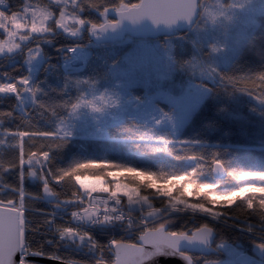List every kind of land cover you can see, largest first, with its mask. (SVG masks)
Returning <instances> with one entry per match:
<instances>
[{"label": "trees", "instance_id": "16d2710c", "mask_svg": "<svg viewBox=\"0 0 264 264\" xmlns=\"http://www.w3.org/2000/svg\"><path fill=\"white\" fill-rule=\"evenodd\" d=\"M129 2L139 3V0H129ZM22 4L21 0H4L0 13L21 8ZM82 18L90 24L101 22L92 9H85ZM52 27L53 35L33 38L15 54L0 58V83H9L19 77H27L28 72L24 65L25 52L37 46L40 48L42 58H48L49 61L47 72L39 81L38 87L63 88L64 94L74 96L76 101L88 99V96L119 93H123L126 97L137 98L157 90H165L174 96H179L191 83H201L209 90V94L181 130L178 137L179 145L166 147L159 154L152 153L141 141L136 126L129 123L112 125L106 120L101 125H89L86 128L82 126L79 132L66 136L63 146L54 148L49 153L50 160L44 169L46 174L49 171L53 173L68 171L79 164L82 171H90L98 175L78 176L77 179L99 178L108 181L111 172L134 171L144 175L163 176L164 181L186 177L189 182L197 186L196 190L201 186L215 185L216 190L220 191L240 186L239 182L230 176L234 170L236 173L244 174L264 173V103L258 100L259 89L256 90L257 98H255L251 93L235 90L227 82L229 78L251 77L264 72V60L260 59L264 57V16L256 18L245 42L235 52L227 67H219L216 71L208 69L209 49L202 46L201 38L198 39L200 32L205 29L204 16H200L191 31L157 39H131L132 42L128 45L121 43L94 45L89 40V29H86L79 39L72 40L55 32L54 26ZM250 40L256 43L251 50H248ZM143 41L157 43L163 50L169 52L174 68L164 81H160L151 72L146 77L139 69L130 71L129 65L124 61L133 46ZM70 45L84 47L88 56L82 70L65 73L60 66L59 51ZM194 59L202 61V67L212 77V84L194 78L190 72ZM120 72L124 75H119ZM117 83H122L125 90L120 91ZM17 108L16 96L0 95V111L13 113L11 119L0 125L1 129H14L20 125L21 122L16 117L29 119L40 128L50 129H55L60 124L75 122L76 112L70 114V108L48 110L39 105L32 108L27 106L24 113H19ZM24 114H27L26 117ZM160 134L161 132H157L155 138L163 140L165 137ZM6 151L7 149H0V152ZM215 163L222 164L226 169L225 179L214 178L212 166ZM2 178L7 184L18 182V176L10 172L3 173ZM256 178L264 180V176ZM48 179L51 192L54 193L51 195L52 201L42 198L43 181L38 177L33 180L26 176L22 182L23 191L30 198L27 224L22 223V246L26 244L30 251L42 253L40 254L42 258L91 264L92 254L104 249L107 241H111L110 247L119 242L133 244L136 241L134 234L126 232L128 227L124 222L112 220L107 226L101 227L98 230L99 234L95 235V241L101 247L91 251L87 245L77 249L70 248L55 232L56 226L65 225L57 220L51 222L49 215H60L77 209L78 204L70 202L72 193L76 189L71 183L61 184L59 178ZM261 194L264 192L253 193L250 196ZM12 195L13 193L8 190L0 192V196L5 200ZM146 201L150 205V212L166 218L167 231L190 235L201 226L207 225L213 234V248L218 244L234 245L239 241L250 254L264 261V249L258 246L264 244V222H261L255 214L240 217L235 214L234 209H227L230 207L224 206L212 210H209V207L205 208L204 213L187 211L179 213L172 212L164 199L155 200L147 196ZM183 206L177 204L178 208ZM251 206L252 204L248 207ZM122 209L134 215L138 213V209L128 208L124 198ZM148 210H143V218ZM221 213L224 215L219 216ZM211 216L218 217L213 219ZM24 231L27 232L26 241L23 237ZM242 231L261 238L246 236ZM258 251L260 255L257 254ZM103 257L107 264L113 260L112 255L106 250ZM194 257L198 255H193L192 258Z\"/></svg>", "mask_w": 264, "mask_h": 264}, {"label": "snow or ice", "instance_id": "6c2138e0", "mask_svg": "<svg viewBox=\"0 0 264 264\" xmlns=\"http://www.w3.org/2000/svg\"><path fill=\"white\" fill-rule=\"evenodd\" d=\"M85 9L96 10L100 17L104 18L103 22L91 23L89 31L92 33L114 29L119 21L115 23L107 19L110 12H115L120 20H130L133 23L139 22L141 19L148 18L153 24L172 25L177 20L185 22L194 21L198 14V8L193 6L192 0H140L139 3H130L129 0H49L48 4H42L40 0H25L23 7L0 14V30L5 34V38L0 39V55L13 53L18 49L22 42L35 38L39 34L48 33L53 28L66 31L69 35L75 36L87 21L80 16ZM59 13L57 16L56 13ZM223 14V13H221ZM209 17L215 21L217 13L209 12ZM51 22V23H50ZM74 25V27H72ZM213 52L215 48L211 49ZM34 49L28 53V60L31 62L36 59ZM235 90L251 93L257 98L256 90L259 89L258 100L264 103V72L254 76L229 78L227 81ZM31 92L35 94V89L29 88V81L26 77H19L13 82L0 83V94H11L20 99V94ZM82 105L81 102L71 105L69 112L74 114ZM43 108L44 105H39ZM93 112H100L101 108L94 107L91 103L87 105ZM27 115V114H25ZM13 117L11 111H0V125L6 120ZM20 125L14 129L2 128L0 131V148L7 149L6 152H0V192L5 190L13 193L6 200L0 196V264H29L28 257L40 255L42 253L30 251L28 245L21 246L20 225L27 224V210L30 198L25 195L22 182L25 177L37 176L43 181V191L49 195H54L49 186V177L59 178L61 184L71 183L76 190L72 193V200L79 207L71 213L74 221H91L93 224L104 225L109 224L118 209L116 207L105 208L101 214V206H107L108 201L112 200L115 204H119L118 194L124 195L132 202V198L127 196L126 189L117 186L115 190L109 191L108 188H96L91 183H85L86 180L77 179L78 176H92L98 173L90 171H82L79 164L68 171H58L56 173L44 172L47 163L50 160L49 153L54 148L63 146L64 138L68 135L61 127L55 129L40 128L33 124L29 119H21ZM61 123H63L61 121ZM15 170V171H13ZM220 168L219 171H223ZM10 172L12 175L18 176L16 184H7L3 181V173ZM230 173L233 180L239 182L235 190L226 193L217 194L215 185L207 187H199L195 194L192 189L197 187L191 182H187L188 178H182L186 181L181 186L184 188L185 197L195 195L196 199L181 201L179 196L169 201V209L172 212H191L204 213V209L210 207L211 202L219 203L224 201L225 205H230L234 209L235 214L240 217L255 214L261 222H264V194L256 196H239V192L243 189L250 191L264 190V180L254 178L264 176V173ZM138 180H153L150 187L156 186L160 188L162 195L168 196L173 193L175 185L172 181H164V177H157L155 174L144 175L143 173H134ZM74 181V183H73ZM159 181H164L160 183ZM108 183L107 181H105ZM259 182V183H256ZM78 185V188L76 187ZM108 193V199H102L94 196L98 192ZM233 197H236L235 199ZM140 200H145L143 195ZM251 201L252 206L248 207ZM183 204V207H177V204ZM200 205L201 207H194ZM20 209H24L20 212ZM160 211V210H157ZM20 212L18 215L17 213ZM224 213H221L222 216ZM216 219L218 216H211ZM116 221H121V215H114ZM166 218L162 215H156L149 212L140 221L137 226L139 239L145 245H149L156 249L175 250L178 241L182 239L199 240L206 243L211 229L207 225L201 226L191 236H186L184 232H173L166 230ZM128 228L133 227L131 223L127 224ZM251 230V229H249ZM55 232L59 239L64 238L79 240L80 243L86 244L87 248L95 250L98 245L90 234L73 228L71 226H56ZM24 240H27V232H23ZM111 243V241H109ZM264 249V244L258 245ZM144 248H136L133 244H120L114 255L116 257L115 264H142ZM19 257L18 261L15 259ZM188 260V257H183ZM98 262L103 261V254L97 258ZM63 264H83L80 261H64Z\"/></svg>", "mask_w": 264, "mask_h": 264}, {"label": "rangeland", "instance_id": "374dc122", "mask_svg": "<svg viewBox=\"0 0 264 264\" xmlns=\"http://www.w3.org/2000/svg\"><path fill=\"white\" fill-rule=\"evenodd\" d=\"M21 1L24 4L25 0ZM40 2L42 4H48L49 0H40ZM198 6V21L201 16V11L207 13V15H204L205 29L200 32V37L198 39L200 40L201 38L202 46L209 49L210 61L207 63L208 69L210 71H216L219 67H227L235 52L245 42L247 33L253 28L256 18L258 16H264V0H200ZM92 12L101 22H103L104 18L100 17L97 11L92 10ZM209 12L217 13L214 22L209 17ZM82 14L83 12L80 13L81 17ZM56 15L58 16L59 13L57 12ZM72 27H74V25H72ZM89 28L90 23H85L81 26L75 36H71L66 31L58 28H55L54 31L61 33L69 39L77 40L81 37L83 32ZM193 28L188 31H191ZM52 31L53 30L48 33L39 34L35 38L53 35L54 32ZM1 36L5 38V34L2 30H0V39H3ZM32 39L33 38H30L28 41L22 42L18 49L7 55L15 54L22 46L26 45ZM131 42L132 40L130 38H125L121 44L128 45L131 44ZM212 48H215L216 50L213 52L211 50ZM34 49L38 50L35 53L36 59L29 62L28 53ZM7 55H0V58ZM43 60L44 58L41 56L40 48L37 46H34L25 52L24 65L28 72L26 78L29 81V88L35 89V94L33 95L31 92L21 93L20 99L18 100L17 111L19 113H24L25 107L29 106L32 108L41 104L48 110L70 108L71 105L81 102L83 106L76 111V114L74 115L75 122L72 124L68 122L67 124L59 125V127L68 133L67 136H72L79 132L82 126L83 128H86L89 125H101L106 120H108V122L112 125H116L117 123H129L136 126L135 128L139 130V137L141 138V141L144 142L145 147L148 148V151L159 154L166 147L179 145L178 137L181 130L209 94V90L201 83H191L179 96H174L165 90H157L150 94L145 93L143 96L137 98L126 97L123 93H119L113 95L106 94L102 96H88V99H79L80 101H76L74 96H66L63 88L52 86L44 89L38 87L39 81L48 69V65L42 67ZM124 61L129 65L130 71L132 69H139L146 77L149 76V72H151L153 75L157 76L160 81H164L165 77H168L174 68V62L168 51L163 50V48H161L157 43H147L145 41L134 45L131 53L125 57ZM201 62L202 61H197V59L192 60L190 72L194 78H197L200 82L205 81L212 84V77L207 74L208 72H206V70L202 67ZM119 75H124V73L120 72ZM117 88L120 91L125 90L122 83H117ZM0 95L5 96L11 94ZM38 96L39 99H37ZM89 103H91L94 107L101 108V111H91V109L87 107ZM0 131H2L1 127ZM157 132H161L160 135H164L165 138L163 140L155 138L157 136ZM2 138L4 137H0V139ZM233 172L237 175L240 174V172L236 173L235 170ZM134 173L138 172H111L108 176V183L99 178L85 179V183H91L93 187L100 189L108 188L109 191L115 190L117 186L122 189H126L127 196L132 198L131 203L126 196L121 194H118V196L122 199V201L123 198L125 199L128 208L132 210L149 209L147 211L148 213L150 212V205L146 201L147 196H150L155 200L164 199V201H167V204H169V201L174 199L175 196H179L181 201L186 200V198L189 200L196 199L195 195H193V197H185L184 188L181 185L185 184L186 181L182 178L167 180L172 181L175 187L172 194L165 196L161 194L159 187H150L151 184L157 183L156 181L148 179H145L144 181L142 179L138 180ZM245 175L247 176L250 174ZM36 178L37 176L31 177L33 180ZM187 182L189 181L187 180ZM235 189L236 188L229 190L225 188L220 191L216 190V192L217 194H222ZM198 190L199 188L197 190L193 188L192 192L195 194ZM148 191H150L151 194L148 195ZM257 192H264V190L250 191L246 188L239 192V196H250L251 194ZM100 193L105 192L101 191L94 194ZM141 195L145 197V200H140ZM233 198L235 199L236 197ZM250 204L251 202L249 201L247 206H250ZM193 206L196 207L197 205ZM222 206L231 207L230 205H225L224 201H220L219 203L212 201L209 210ZM20 212H22V210ZM242 233L246 236L261 238L260 236H256L254 234L245 233V231H242ZM62 241L67 243L70 248L77 249V246L72 245L68 238H64ZM209 253L210 255H208ZM237 253L238 250L235 244H218L214 248L211 245L208 253L198 255V257L192 258V261L193 264H237ZM247 253L250 254L248 250ZM257 254L260 255V252ZM257 258L262 260L259 257Z\"/></svg>", "mask_w": 264, "mask_h": 264}, {"label": "water", "instance_id": "95a60500", "mask_svg": "<svg viewBox=\"0 0 264 264\" xmlns=\"http://www.w3.org/2000/svg\"><path fill=\"white\" fill-rule=\"evenodd\" d=\"M200 0H196V3L198 5ZM140 2V0H139ZM199 17V8H198V14L196 16V19L194 21L185 22L184 20H177L172 25H165V24H153V22L148 19L144 18L141 19L139 22L133 23L130 20H120L119 17L115 14V12H110L108 14L109 21L115 23L116 21H119L118 25L114 29H109L101 32L92 33L89 31V40L94 45H108L113 43H121L125 38L130 39H157V38H163L166 36H169L171 34L179 33V32H185L193 28ZM220 168H223V171H219ZM212 174L214 178L223 180L226 178L227 173L225 168L220 163H215L212 166ZM42 198L47 201H52V196L45 193L42 190ZM18 215L20 212L17 213ZM21 229V235H20V243L22 246V224L20 225ZM186 235V236H191ZM213 243V236L210 232L208 235V240L206 243H202L199 240L193 239H182L178 241L176 249L175 250H169L171 253V258L167 260H159L153 262V264H193L192 256L193 255H203L210 251V246ZM120 244H129L125 242H119L115 243L112 247L113 252V261L110 264H115V251L117 247ZM133 245L136 248H141L149 246L145 245L143 241H141L138 237V239L133 243ZM183 257H188V260H185ZM15 259H19L17 256ZM28 261L30 264H63L64 261H61L59 259L55 258H42V257H28ZM96 264H101V262H98ZM102 264H107L103 263Z\"/></svg>", "mask_w": 264, "mask_h": 264}, {"label": "built area", "instance_id": "2783aa9c", "mask_svg": "<svg viewBox=\"0 0 264 264\" xmlns=\"http://www.w3.org/2000/svg\"><path fill=\"white\" fill-rule=\"evenodd\" d=\"M0 6H1V3H0ZM85 60H86V52H85V49L83 47L67 46V47L62 48L60 51L61 67L66 72L81 70L84 67ZM47 62H48V58H45L42 67L45 66L47 64ZM93 195L99 196L102 199H108V193H100V194H93ZM118 199L120 201V203L118 205L115 204L114 201L109 200L107 206H101V209H100L101 214H103L106 207L107 208L116 207L118 209V211L115 214H113L112 220L116 221L114 219V215H121L122 216V220H121L122 222H124L126 225L129 223H131L133 225V227L128 228V230L126 232H130V233L134 234L136 236V238H138L139 234L137 232V226L139 225L140 221L143 218L142 215L140 213H137L134 215V214H130L126 211H123L121 209L122 199L119 196H118ZM78 207H79V205L77 206V208ZM72 212H68V213H64V214H60V215H49V218H50L51 222L53 220H57L58 222H61L64 225H68V226H71L73 228H78L79 230L90 234L94 241H95V235L99 234L98 230L101 227L107 226V224H104V225L93 224L91 221H74V220H72V217H71ZM68 240L72 245H75L77 247L85 245L83 243H80V241L76 240L75 238L68 239ZM110 244L111 243H109V241H107L106 245L104 247V249L106 251H108L109 253H111ZM104 249H100L96 253V254H98L97 258L101 256V253L104 256V251H105ZM237 250H238V254H237V258H236L237 264H264L260 259L248 254L246 249L241 244L238 245ZM36 256L41 257L40 255H35L33 257H36ZM103 259H104V257H103ZM102 262H104V260Z\"/></svg>", "mask_w": 264, "mask_h": 264}, {"label": "clouds", "instance_id": "9594fccd", "mask_svg": "<svg viewBox=\"0 0 264 264\" xmlns=\"http://www.w3.org/2000/svg\"><path fill=\"white\" fill-rule=\"evenodd\" d=\"M4 0H0V3H3ZM193 6L198 8L199 6L196 3V0H192ZM201 16L207 15L206 12L201 11ZM255 41L250 40L248 42V50H251L255 46ZM260 59L264 60V57H260ZM171 258V253L168 249H156L151 246H147L144 249L143 257H142V264H153L155 261H159L161 259L167 260Z\"/></svg>", "mask_w": 264, "mask_h": 264}, {"label": "bare ground", "instance_id": "6f19581e", "mask_svg": "<svg viewBox=\"0 0 264 264\" xmlns=\"http://www.w3.org/2000/svg\"><path fill=\"white\" fill-rule=\"evenodd\" d=\"M97 256H98V254H96L95 252L92 254L93 261L91 262V264L98 263Z\"/></svg>", "mask_w": 264, "mask_h": 264}, {"label": "crops", "instance_id": "0c3cea01", "mask_svg": "<svg viewBox=\"0 0 264 264\" xmlns=\"http://www.w3.org/2000/svg\"><path fill=\"white\" fill-rule=\"evenodd\" d=\"M85 180V179H84ZM78 186V185H77Z\"/></svg>", "mask_w": 264, "mask_h": 264}]
</instances>
